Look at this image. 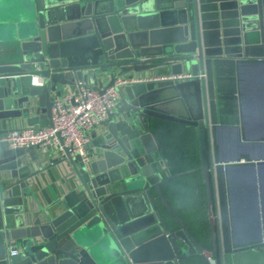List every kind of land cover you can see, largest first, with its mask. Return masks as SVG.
<instances>
[{"label": "water", "instance_id": "obj_1", "mask_svg": "<svg viewBox=\"0 0 264 264\" xmlns=\"http://www.w3.org/2000/svg\"><path fill=\"white\" fill-rule=\"evenodd\" d=\"M23 1V16L0 25V36L8 34L16 56L10 63L0 61V121L26 117L30 127H50L54 98L77 82L104 93L118 78L160 69L196 78L121 87L102 131L92 133L90 163L65 150L64 159L73 164L88 194L81 216L25 211L32 196L28 182L38 171L31 173L23 158L35 161L36 148H0V264H192L194 258L205 259L202 239L164 194L165 183L177 176L163 178L160 172L164 163L158 160L152 130L157 119L196 129L215 263L225 264L226 257L243 249L264 251V235L248 242L235 236L240 225L231 186L232 169L247 170L241 176L252 178L255 193L260 190L254 198L259 217L264 211V140L235 143L257 156L249 150L225 156L219 146L221 131L241 135L244 129L245 70L252 65L264 70L261 1ZM4 53L0 46V57ZM39 77L42 86L34 85ZM166 91L176 94L161 98ZM181 106L185 115L177 113ZM37 107L40 114L31 116ZM152 189L177 228L157 210ZM258 222L260 232L264 219ZM10 241L21 250L8 257Z\"/></svg>", "mask_w": 264, "mask_h": 264}, {"label": "crops", "instance_id": "obj_2", "mask_svg": "<svg viewBox=\"0 0 264 264\" xmlns=\"http://www.w3.org/2000/svg\"><path fill=\"white\" fill-rule=\"evenodd\" d=\"M260 1L264 8V0ZM25 9L26 5L23 0H0V25L1 23L7 24L18 21L25 13ZM7 37L8 34L6 32L4 35L0 36V46H2L6 52L0 57L2 63L16 61L13 46L10 45V41H6ZM164 74H171V72L166 69H160L158 74L157 72L152 71L143 76ZM243 77L244 80L242 81L241 91L243 93L242 102L244 104L245 116L244 129L241 135L232 129L221 131L219 146L220 152L225 156L234 155L240 150L235 145L238 139L248 143H260L264 140V70L260 66L252 65L245 70ZM38 79H40V77ZM175 94V91H166L161 94V98H168ZM166 106L168 110H172L170 105L167 104ZM14 109L16 111L20 109L17 103L15 104ZM177 113L185 115L182 106ZM39 114L40 109L38 107L36 111L31 112V116ZM29 127L26 117H17L12 120L0 121L1 136L10 130L25 129ZM101 131L102 127L100 125L94 132L100 133ZM0 148L2 150L11 149L4 144H0ZM244 150L253 151L251 148ZM35 156V161L29 156L23 158L28 164L31 173L38 171V174L33 176L28 182L32 196L30 194L28 196V209L25 211H28L29 213L33 212L35 215L38 214L41 209H44L50 213L51 217H55L66 211H73L78 216L87 212L86 202L88 201V194L83 187L73 164L67 159H64L58 151L54 150L45 152L37 149L35 151ZM158 160L164 163V167L160 170L163 178L172 176L169 172L167 160L163 157L161 152L160 155H158ZM246 171L247 170L243 169H232L233 178L231 186L234 187H232V195L237 209L234 217L238 222L248 220L250 215L258 216L255 213L256 200L254 198L256 193H260V190L258 187L255 193V189L252 186V178L241 176L242 172L246 173ZM198 173L199 176H197ZM178 176L179 177L177 178H183L182 180H176L177 183H175L176 185L178 184L177 188L181 189V192H178L175 196L173 189L167 190V194L173 202L172 206L184 215L182 218L196 235L197 233L193 230L196 227L202 228V232L207 235V240L203 241L202 239V243L206 247L204 254L205 259L198 257V259L193 261L192 264H210L208 261L209 257L214 260L216 259V256L211 252L212 243L210 240L209 205L207 200V189L202 172L201 170L197 172L190 171ZM185 180L187 182H185ZM150 195L157 210L162 212V209L165 208L159 199L156 189H152ZM262 202L263 200L261 199L257 201L260 209L263 204ZM259 214L258 219L263 220L264 211L260 210ZM213 218L214 220L217 218L215 212L213 213ZM12 222H14L13 219ZM177 226L178 224L175 223V228H177ZM247 232H249V228L238 227L235 231V236L237 238L240 237L238 239H241V241L244 240L243 242H248L257 239L260 235V237H263L262 235H264L263 228L260 230L259 235H246ZM15 243L20 251V244L18 242ZM225 264H264V251H260L256 248L243 249L226 257Z\"/></svg>", "mask_w": 264, "mask_h": 264}, {"label": "built area", "instance_id": "obj_3", "mask_svg": "<svg viewBox=\"0 0 264 264\" xmlns=\"http://www.w3.org/2000/svg\"><path fill=\"white\" fill-rule=\"evenodd\" d=\"M195 78L196 76L191 73L121 77L104 93L90 88L84 82H77L76 86L63 96L54 98L50 127L10 130L0 137V144L11 149L36 148L45 152L54 150L63 158L66 157L65 150H68L72 157L80 156L83 163L88 165L91 161L88 148L93 141L91 133L107 119L110 112L115 110L121 87L161 82L176 84ZM34 85L42 86L43 79L36 78ZM18 252L15 241L8 242V257L15 256ZM208 261L210 264H216L211 257Z\"/></svg>", "mask_w": 264, "mask_h": 264}, {"label": "trees", "instance_id": "obj_4", "mask_svg": "<svg viewBox=\"0 0 264 264\" xmlns=\"http://www.w3.org/2000/svg\"><path fill=\"white\" fill-rule=\"evenodd\" d=\"M152 130L156 136L160 152L167 160L169 172L172 176L179 177L178 175L183 173L200 170L199 141L194 127L178 122L157 119L152 121ZM197 176H199V173ZM177 177L168 181L163 186L164 194L171 205L173 202L167 194V190L173 189L175 196L178 192H181V189L177 188L178 184L176 185L175 183H177L176 180H182L183 178ZM185 182L187 181L185 180ZM175 210L181 217H184L176 208ZM161 214L169 222L172 221L171 224L175 227V222L166 209H162ZM193 230L203 241L207 240V235L202 232V228L196 227ZM197 259L198 257L193 260Z\"/></svg>", "mask_w": 264, "mask_h": 264}, {"label": "rangeland", "instance_id": "obj_5", "mask_svg": "<svg viewBox=\"0 0 264 264\" xmlns=\"http://www.w3.org/2000/svg\"><path fill=\"white\" fill-rule=\"evenodd\" d=\"M238 225H240V227L249 228V232H247L246 235H259L258 228L261 226V224L258 222V216L250 215L248 220L240 221L238 222Z\"/></svg>", "mask_w": 264, "mask_h": 264}, {"label": "bare ground", "instance_id": "obj_6", "mask_svg": "<svg viewBox=\"0 0 264 264\" xmlns=\"http://www.w3.org/2000/svg\"><path fill=\"white\" fill-rule=\"evenodd\" d=\"M254 145H257V143H255ZM238 149H240V150H244V149H249V147H242V148H238ZM255 149H256V148H255ZM255 149H254V150H255ZM244 151H245V150H244ZM249 152L252 153L254 156H257V154H256L255 152H253V151L251 152L250 150H249ZM244 153H245V152H244Z\"/></svg>", "mask_w": 264, "mask_h": 264}, {"label": "flooded vegetation", "instance_id": "obj_7", "mask_svg": "<svg viewBox=\"0 0 264 264\" xmlns=\"http://www.w3.org/2000/svg\"><path fill=\"white\" fill-rule=\"evenodd\" d=\"M171 217V216H170ZM173 219V218H172ZM173 221H174V219H173ZM172 222V221H171ZM175 222V221H174ZM176 223V222H175ZM191 229V228H190Z\"/></svg>", "mask_w": 264, "mask_h": 264}]
</instances>
